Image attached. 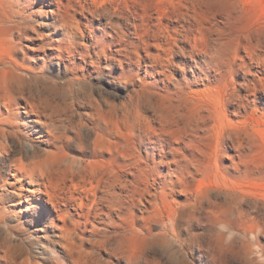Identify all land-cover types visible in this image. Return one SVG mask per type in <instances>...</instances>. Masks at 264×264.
I'll return each mask as SVG.
<instances>
[{
  "label": "rangeland",
  "instance_id": "rangeland-1",
  "mask_svg": "<svg viewBox=\"0 0 264 264\" xmlns=\"http://www.w3.org/2000/svg\"><path fill=\"white\" fill-rule=\"evenodd\" d=\"M0 1V56L12 54L21 65L35 66L33 59L45 52L25 48L37 47L38 39L18 41L6 27L23 0ZM102 3L106 13L93 15L90 24L107 31L103 48L115 35L113 53L87 58L81 66L85 81L67 84L58 97L70 105L63 117L72 124L94 111L90 97L103 110V119L111 111L115 196L104 202L95 232L90 223L82 233L80 217L69 219L72 236L66 246L62 231L38 217L44 202L29 186L32 191L4 203L0 264H264V0ZM188 13L194 20L191 39L179 44L185 58L176 56L164 75L149 58L158 53L156 43L164 42L153 37L154 30L160 23L183 25ZM31 20L49 35L50 52L53 17ZM252 42L261 43V49L251 60ZM222 49L226 57L245 56L244 67L239 61L232 67L220 61L215 68H200L208 55ZM67 62L54 54L45 77L59 85L72 80ZM92 148L89 143L88 151ZM69 153L83 156L76 144ZM85 158L94 159L91 153Z\"/></svg>",
  "mask_w": 264,
  "mask_h": 264
},
{
  "label": "bare ground",
  "instance_id": "bare-ground-1",
  "mask_svg": "<svg viewBox=\"0 0 264 264\" xmlns=\"http://www.w3.org/2000/svg\"><path fill=\"white\" fill-rule=\"evenodd\" d=\"M18 2V8L8 18L6 25L8 31L12 34L16 33L18 41L29 40L37 43L38 39L37 47L24 48L27 53L45 52V55L41 59L39 57L33 59L35 66L21 65L12 54H8V57L0 56V218L3 220L5 217L4 203L16 201V197L23 191H32L29 186L34 185L33 194L42 204L44 202V208L39 210L38 217L42 219L46 217V222L60 229L67 239V246L72 236L68 225L69 219L77 220V217H80L81 231L85 228L82 233L87 230V225L90 223L92 224L90 231L95 232L104 202L111 201L115 196L116 125L111 111L106 119L102 118L103 110L100 109L97 100L91 97L88 101L95 104L94 111L88 119H80L76 124H72L63 117L70 105L65 100H60L58 94L62 93L67 84L74 82L82 84L85 81L86 77L81 66L87 58L99 57L98 55L104 52L108 55L113 53L112 42L115 41V35H110V44L103 48L102 37L108 36L107 31L105 29L98 31V27L95 28L90 24L93 15L100 17L106 13L104 8L102 10V0ZM35 6L38 9L40 7V12L35 11ZM46 6L50 8L47 10ZM43 15L52 16L55 24L53 28L55 35L51 38L53 48L50 52L46 49L49 35L40 31V25L34 26L29 23L34 16L43 17ZM184 19L186 22L183 25L172 27L160 23L157 30H154L153 37H164V42L156 43L158 53L149 55V58L152 66L161 67L164 75H168L176 64V56L185 58L181 55L185 51L179 44L190 41L194 20L189 13ZM112 28L115 31V21L111 22ZM33 33L37 37L33 36ZM86 38L90 41L83 43ZM260 44L252 42L249 46L252 49L248 55L251 60L255 58L253 53L261 49ZM17 45L20 46L19 42ZM187 53L192 57L196 55L194 52ZM54 54L68 61L66 67L74 75L72 80H65L62 85L54 84L44 75L47 63L53 59ZM76 57H79L80 61L75 62ZM244 57L239 55L226 57L222 49L208 55L200 68L202 70L215 68L220 65V61L231 67L233 63L239 61L243 66L246 64ZM184 60L189 61L187 58ZM177 66L183 70L187 69L180 64ZM89 143L93 145L91 151H88ZM73 144L77 145L83 156L71 157L69 150ZM105 152L109 154L106 160L102 158ZM86 153H91L94 159L87 161ZM108 163L110 167L105 168V164ZM147 166L149 167L148 164ZM138 169L142 172V168ZM158 176L162 178L160 174ZM159 184L162 188L165 187L162 181ZM131 196L135 200V194Z\"/></svg>",
  "mask_w": 264,
  "mask_h": 264
}]
</instances>
